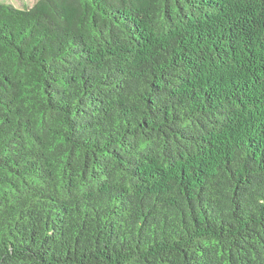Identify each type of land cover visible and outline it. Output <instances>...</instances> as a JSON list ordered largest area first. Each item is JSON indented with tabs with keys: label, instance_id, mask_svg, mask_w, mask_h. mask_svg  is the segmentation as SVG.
Here are the masks:
<instances>
[{
	"label": "trees",
	"instance_id": "16d2710c",
	"mask_svg": "<svg viewBox=\"0 0 264 264\" xmlns=\"http://www.w3.org/2000/svg\"><path fill=\"white\" fill-rule=\"evenodd\" d=\"M0 264H264V0L0 2Z\"/></svg>",
	"mask_w": 264,
	"mask_h": 264
},
{
	"label": "rangeland",
	"instance_id": "374dc122",
	"mask_svg": "<svg viewBox=\"0 0 264 264\" xmlns=\"http://www.w3.org/2000/svg\"><path fill=\"white\" fill-rule=\"evenodd\" d=\"M37 0H0L2 3L12 4L18 8L31 7Z\"/></svg>",
	"mask_w": 264,
	"mask_h": 264
}]
</instances>
